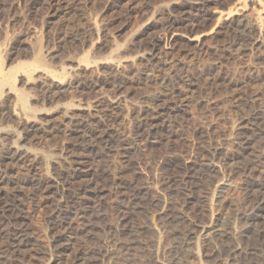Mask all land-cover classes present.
I'll return each instance as SVG.
<instances>
[{
  "label": "rangeland",
  "instance_id": "obj_1",
  "mask_svg": "<svg viewBox=\"0 0 264 264\" xmlns=\"http://www.w3.org/2000/svg\"><path fill=\"white\" fill-rule=\"evenodd\" d=\"M235 1L0 0V264H230L214 228L264 197V14Z\"/></svg>",
  "mask_w": 264,
  "mask_h": 264
},
{
  "label": "bare ground",
  "instance_id": "obj_2",
  "mask_svg": "<svg viewBox=\"0 0 264 264\" xmlns=\"http://www.w3.org/2000/svg\"><path fill=\"white\" fill-rule=\"evenodd\" d=\"M235 2L236 3L234 7L226 13L228 16L229 15L231 16V14L243 16L247 6V2L258 5L259 14H264V0H236ZM9 76H6L8 78L7 79L8 82L14 81L13 79L14 75L12 74L10 77ZM3 87H4V82L0 80V93L3 90ZM238 219L241 221H245L242 222L245 223V225L241 227L234 226L233 230L231 229L228 230L225 228H217V227L216 229L214 228L215 230L214 232L216 233V238H218L221 242L222 241L225 242L226 240L229 239L237 241V243L235 242L236 245L234 244L231 247L229 246V249L227 250V256L230 258V264H264V247L263 248L247 247L244 245V241L249 237V234L251 232L264 231V229H262V227H264V197L262 200L260 199V201L253 204L251 206L250 211L240 213ZM261 258L262 261L260 262Z\"/></svg>",
  "mask_w": 264,
  "mask_h": 264
}]
</instances>
